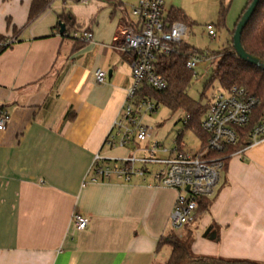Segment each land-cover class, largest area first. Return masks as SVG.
I'll use <instances>...</instances> for the list:
<instances>
[{
    "label": "crops",
    "instance_id": "0c3cea01",
    "mask_svg": "<svg viewBox=\"0 0 264 264\" xmlns=\"http://www.w3.org/2000/svg\"><path fill=\"white\" fill-rule=\"evenodd\" d=\"M138 1L54 0L28 23L31 0H0V36L16 41L0 54V110L10 115L0 131V264H165L170 246L158 243L187 233L194 256L264 264V141L229 158L206 211L179 231L169 225L177 191L150 175L90 181L95 156L113 167L163 147L146 116L145 141L105 144L131 85L133 57L119 35ZM66 12L74 21L60 35ZM75 214L86 229L75 228Z\"/></svg>",
    "mask_w": 264,
    "mask_h": 264
},
{
    "label": "built area",
    "instance_id": "2783aa9c",
    "mask_svg": "<svg viewBox=\"0 0 264 264\" xmlns=\"http://www.w3.org/2000/svg\"><path fill=\"white\" fill-rule=\"evenodd\" d=\"M88 0H82L86 3ZM167 13L163 10V0H139L131 10L135 22L125 26L119 35L121 50L132 55L131 85L126 92L124 105L120 115L114 121L112 129L105 141L109 147H125L133 141L143 142L148 136L147 128L142 124V118L156 112L158 106L153 100L138 97L143 87L156 91L166 89V82L157 74L153 63L157 55H170L176 52V46L189 41L190 31L185 24L174 21L166 23ZM207 36L216 38L214 27H206ZM92 34L83 33L79 36L82 42L90 41ZM14 38L0 42V50L9 48L15 43ZM204 55L192 54L186 62V69L194 68L203 60ZM106 72L97 70L94 82L104 83ZM259 101L249 95L244 89L232 87L222 90L211 100L207 111L201 118L199 127L206 136L204 148L195 154L177 150L170 152L154 143L145 157H129L118 161L113 167L98 165L101 161L95 156L89 177L91 182H98L115 177L129 181L132 176L144 177L150 175L155 184L177 191V197L169 217L172 231H179L185 225L194 222V211L198 199H210L218 188L225 160L240 153L243 149L264 141V110L260 122L251 130L247 146L241 150L229 153L230 148L237 146L240 140V130L251 122L252 115ZM188 116L183 124H186ZM10 115L0 110V131L5 130ZM157 152L170 155L159 158ZM213 154H216L212 156ZM152 166L159 169L153 171ZM75 228L79 231L87 228L89 220L75 214Z\"/></svg>",
    "mask_w": 264,
    "mask_h": 264
},
{
    "label": "trees",
    "instance_id": "16d2710c",
    "mask_svg": "<svg viewBox=\"0 0 264 264\" xmlns=\"http://www.w3.org/2000/svg\"><path fill=\"white\" fill-rule=\"evenodd\" d=\"M53 1L54 0H31L28 23L34 21L43 14ZM59 1L63 4H67L68 2H82V0ZM251 2L252 0L247 1L236 20L234 28L230 33L231 41L228 46L222 52L213 55V58H216L217 62L213 70L212 81H217L222 90H228L232 87L244 89L249 95L254 96L259 101V105L253 112L250 124L245 129L240 130V140L236 147L229 149V153L241 150L247 146L249 133L260 122L262 110H264V70L239 59L232 48V35L236 24ZM59 20L60 23L65 24L67 28V26H70L74 21V17L69 12H66L60 16ZM165 21L166 23L178 21L185 24L187 27H192L194 25L182 10L175 8L169 10L165 17ZM222 25H224V11L221 12L219 25H212V27L218 29ZM5 40V37L0 36V42ZM240 42L245 53L264 62V0H259L252 18L241 33ZM4 50H6V48L1 49L0 54ZM201 53L202 52H198L190 47L188 42H185L176 46L175 53L170 55H157L153 67L157 74L166 82V89L163 91H156L145 86L138 95L141 99L153 100L157 106L161 105L172 113L178 110H184L186 113L185 117H189L184 126L191 128L200 138L202 142L200 150L204 148L206 136L200 130L199 123L207 111L209 104L205 107H199L188 96L187 90L195 74L194 71L186 69L185 65L190 55H203ZM183 148L184 145L181 143L179 137L176 149L183 151ZM214 155L216 154L212 156ZM228 160L229 158L225 160V167ZM208 205L209 202L207 199H198L194 214H202L206 211ZM190 241V233L182 236L173 235L169 238L162 239L158 243L159 247L164 245L170 246V254L165 264H260L244 260H223L213 257L194 256L189 249Z\"/></svg>",
    "mask_w": 264,
    "mask_h": 264
},
{
    "label": "rangeland",
    "instance_id": "374dc122",
    "mask_svg": "<svg viewBox=\"0 0 264 264\" xmlns=\"http://www.w3.org/2000/svg\"><path fill=\"white\" fill-rule=\"evenodd\" d=\"M166 9H180L194 23L189 27L190 38L188 45L204 55L194 68L195 76L192 77L188 87V96L199 107L210 104L217 93L222 89L217 81H212L213 70L216 66L214 54L222 52L231 41V35L240 15L236 11L237 0H164ZM235 2V3H234ZM230 4V5H229ZM232 4V7H230ZM224 11V25L215 29L216 38L207 36V26L219 25L221 12ZM185 111L178 110L172 113L167 108L159 105L156 112L145 118V124L152 132L153 142H160L169 151L174 150L180 137L184 151L195 154L200 150L201 140L191 128L185 127ZM201 151V150H200ZM157 157H162L160 154Z\"/></svg>",
    "mask_w": 264,
    "mask_h": 264
},
{
    "label": "water",
    "instance_id": "95a60500",
    "mask_svg": "<svg viewBox=\"0 0 264 264\" xmlns=\"http://www.w3.org/2000/svg\"><path fill=\"white\" fill-rule=\"evenodd\" d=\"M258 3L259 0H252L248 8L244 11L240 19L238 20L232 35V48L239 59L250 65L256 66L264 70V62H261L258 58L250 56L247 53H245L240 42L241 33L243 29L246 27V25L249 23L250 19L252 18ZM58 25L60 28L59 34L63 35L65 32L64 25L62 23H59Z\"/></svg>",
    "mask_w": 264,
    "mask_h": 264
}]
</instances>
